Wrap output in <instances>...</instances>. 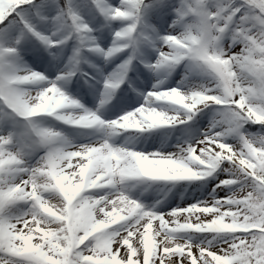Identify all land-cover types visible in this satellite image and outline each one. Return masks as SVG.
<instances>
[{
	"label": "snow or ice",
	"instance_id": "6c2138e0",
	"mask_svg": "<svg viewBox=\"0 0 264 264\" xmlns=\"http://www.w3.org/2000/svg\"><path fill=\"white\" fill-rule=\"evenodd\" d=\"M0 264H264V0H0Z\"/></svg>",
	"mask_w": 264,
	"mask_h": 264
}]
</instances>
